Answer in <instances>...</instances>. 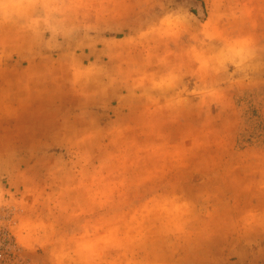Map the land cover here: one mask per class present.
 <instances>
[{"label": "rangeland", "instance_id": "374dc122", "mask_svg": "<svg viewBox=\"0 0 264 264\" xmlns=\"http://www.w3.org/2000/svg\"><path fill=\"white\" fill-rule=\"evenodd\" d=\"M33 51L139 86L0 117V264H264V0H0V69Z\"/></svg>", "mask_w": 264, "mask_h": 264}, {"label": "crops", "instance_id": "0c3cea01", "mask_svg": "<svg viewBox=\"0 0 264 264\" xmlns=\"http://www.w3.org/2000/svg\"><path fill=\"white\" fill-rule=\"evenodd\" d=\"M23 43H25V41ZM26 45L30 47V41ZM42 55L44 54L40 51H33L31 54L29 53V62H27L28 64L24 66L22 65V67L17 66L13 68L15 72L11 75H7L8 71L6 69H0V117L22 118L24 113L28 112V110L30 109V103L33 104L31 105V107L39 108L40 106L36 105L40 101L41 96L39 94L31 95V92L38 91V88L41 87L42 84H45L43 77H45V74L49 75V71L53 69H72L70 73H72V77H74V80L70 85H79L81 82H83V84L81 83V86H84L86 88V102L93 101L94 98L92 97V94L94 87H100V93L102 95L100 101L104 102V100L108 99L104 96L108 97L106 94L115 93L116 89H119V87H124L125 85H127V87L136 88V86H139L136 82L127 81V79H130V76L127 75L126 78L119 67V65H122V63L124 62L125 68L127 70H130V75L135 73L134 70L136 69L134 68V66H130V62H125V58L128 59V56H126L125 54L121 55L112 52L109 55V57L118 61L116 62L118 68L114 77L109 76V70L107 65L97 66V62L101 60V58L95 56L94 60L92 54V56H90V60H94V63L91 62L89 65L83 63L82 58L76 55L71 56V59H68V55H60L58 60L52 62H49L51 61L50 59H43ZM68 60L69 63H67ZM48 63H51V66L47 65ZM56 84L57 86H59L57 81ZM161 87V92L164 93L169 89L168 86ZM186 102L187 100L181 99L180 101L176 100V102L171 101L170 103H181L182 110L183 104Z\"/></svg>", "mask_w": 264, "mask_h": 264}]
</instances>
